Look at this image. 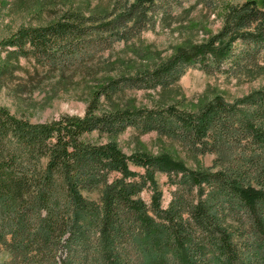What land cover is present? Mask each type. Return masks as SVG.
Instances as JSON below:
<instances>
[{
    "label": "trees",
    "instance_id": "1",
    "mask_svg": "<svg viewBox=\"0 0 264 264\" xmlns=\"http://www.w3.org/2000/svg\"><path fill=\"white\" fill-rule=\"evenodd\" d=\"M182 1L111 0L107 7L85 8L67 0L56 15L40 19L43 2L31 0L38 21L21 23L0 39L5 48L0 75L12 71L20 57L59 71L86 62L114 42L152 28ZM196 1L208 6L210 0ZM195 65L206 72L264 76V0L231 3L206 41L183 45L131 73L109 76L93 90L82 115L31 121L0 105V252L7 253L0 264H46L39 231L43 209L55 194L70 207L96 210L83 194L96 188L105 212L124 211L134 178L148 182L156 197L157 170L174 177L178 196L202 190L209 199L236 206L240 224L250 223L256 201L264 196V84L231 99L215 93L195 108L158 103L97 110L100 97L130 88H165ZM128 127L176 140L193 156L211 154V163L193 168L166 153H127L117 136ZM94 131L104 139L91 140ZM136 239L165 257L159 243Z\"/></svg>",
    "mask_w": 264,
    "mask_h": 264
},
{
    "label": "rangeland",
    "instance_id": "2",
    "mask_svg": "<svg viewBox=\"0 0 264 264\" xmlns=\"http://www.w3.org/2000/svg\"><path fill=\"white\" fill-rule=\"evenodd\" d=\"M72 1L85 8L107 7L111 2ZM240 1L210 0L206 6L196 0H183L173 6L170 14L158 18L152 28L128 41H116L88 61L61 71L32 57H20L13 61L12 71L0 75V105L31 121L82 115L93 90L103 80L150 66L155 60L173 55L183 45L206 41L220 27L228 5ZM42 2L38 14L40 19H48L67 0ZM35 9L31 0H0V39L21 23L38 21ZM4 55L5 48L0 46V59ZM262 84L263 75L249 78L206 72L195 65L187 67L175 83L165 88H130L109 99L100 97L97 110L158 103L195 108L201 99L215 93L231 99ZM89 138L104 139L96 131ZM117 140L127 153H166L193 168L211 163V154L193 156L176 140L155 131L140 132L128 127L118 134ZM155 177V198L148 182L134 178L124 211L115 213L103 210L96 188L83 194L87 201L94 202L97 211L90 206L70 207L61 194H55L43 209L44 223L39 231L41 244L47 248L46 264H264V196L256 201L250 223L240 224L241 211L236 206L209 199L199 189L178 196L174 177L158 170ZM136 235L159 243L165 257L147 251ZM6 257V252H0V261Z\"/></svg>",
    "mask_w": 264,
    "mask_h": 264
}]
</instances>
